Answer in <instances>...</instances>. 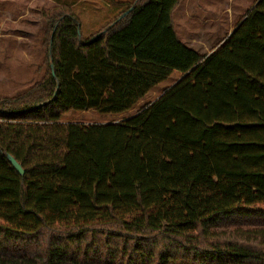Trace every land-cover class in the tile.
<instances>
[{"label": "trees", "instance_id": "trees-1", "mask_svg": "<svg viewBox=\"0 0 264 264\" xmlns=\"http://www.w3.org/2000/svg\"><path fill=\"white\" fill-rule=\"evenodd\" d=\"M110 2L86 39L43 9L45 71L0 97V264H264V0L209 54L176 29L183 0ZM174 72L121 121L64 120L129 112Z\"/></svg>", "mask_w": 264, "mask_h": 264}, {"label": "rangeland", "instance_id": "rangeland-1", "mask_svg": "<svg viewBox=\"0 0 264 264\" xmlns=\"http://www.w3.org/2000/svg\"><path fill=\"white\" fill-rule=\"evenodd\" d=\"M255 2L256 0H183L174 12L176 29L187 45L207 54L229 31L235 29ZM74 3L76 4L72 6ZM106 3L110 5L107 6ZM58 5L72 8L79 18L80 33L84 39L112 21L124 9L110 0H0V97L17 95L42 77L45 71L46 21L41 11ZM228 6L234 10L230 18L225 13ZM207 19L211 20L205 22ZM180 76L179 72H174L129 112L100 115L93 111H72L64 116V120L85 123L121 121L142 105L159 97Z\"/></svg>", "mask_w": 264, "mask_h": 264}, {"label": "water", "instance_id": "water-1", "mask_svg": "<svg viewBox=\"0 0 264 264\" xmlns=\"http://www.w3.org/2000/svg\"><path fill=\"white\" fill-rule=\"evenodd\" d=\"M132 10V7L128 10H126L120 17L125 16L127 13H129ZM7 157L9 158V160L11 161V163L13 164V166L21 173H24V169L22 168V166L18 163V161L11 155H7Z\"/></svg>", "mask_w": 264, "mask_h": 264}, {"label": "crops", "instance_id": "crops-1", "mask_svg": "<svg viewBox=\"0 0 264 264\" xmlns=\"http://www.w3.org/2000/svg\"><path fill=\"white\" fill-rule=\"evenodd\" d=\"M76 3H74V4H72V6H74ZM105 5H107V6H109L110 4H108V3H106ZM218 12V11H217ZM225 13H228L229 14V18L230 17H232L233 16V14H234V10H231L230 9V7L228 6V8H227V11H225ZM217 14V13H216ZM210 21L211 19H207L205 22H207V21ZM217 21V20H216ZM233 31V30H232ZM232 31H229V33L228 34H230ZM226 36V35H225ZM225 36L216 44V47L214 46L213 47V49H212V51L215 49V48H217V46H219L221 43H222V40L225 38ZM212 51H210V52H208L207 54H209V53H211ZM202 54H205V53H202Z\"/></svg>", "mask_w": 264, "mask_h": 264}]
</instances>
